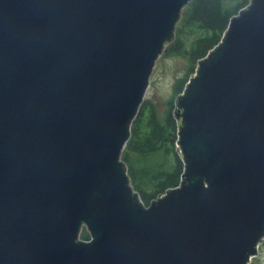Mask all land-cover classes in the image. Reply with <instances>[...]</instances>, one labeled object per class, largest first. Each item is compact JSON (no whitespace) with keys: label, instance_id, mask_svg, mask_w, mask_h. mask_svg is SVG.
<instances>
[{"label":"water","instance_id":"1","mask_svg":"<svg viewBox=\"0 0 264 264\" xmlns=\"http://www.w3.org/2000/svg\"><path fill=\"white\" fill-rule=\"evenodd\" d=\"M191 1L0 0V264L258 258L264 0L230 18L175 98L179 184L145 206L121 160Z\"/></svg>","mask_w":264,"mask_h":264},{"label":"trees","instance_id":"2","mask_svg":"<svg viewBox=\"0 0 264 264\" xmlns=\"http://www.w3.org/2000/svg\"><path fill=\"white\" fill-rule=\"evenodd\" d=\"M247 5L248 0H192L183 8L175 38L167 46L165 55L186 59V74L175 84L174 95L162 118H158L152 105L149 106L144 131L140 125L143 111L139 110L140 116L138 113L132 122L130 139L121 154L131 184L145 206L176 187L182 174L183 165L176 149L175 98L194 74L197 62L220 42L230 18ZM155 157L161 161L156 162ZM80 239H89L85 229Z\"/></svg>","mask_w":264,"mask_h":264},{"label":"rangeland","instance_id":"3","mask_svg":"<svg viewBox=\"0 0 264 264\" xmlns=\"http://www.w3.org/2000/svg\"><path fill=\"white\" fill-rule=\"evenodd\" d=\"M186 66V59L171 55H163L156 61L149 80V93L144 101L143 108L139 109L140 112L143 111L140 121L142 131L145 128V119L150 105L154 107L158 118H162L167 103L174 95L175 84L186 74ZM154 160L158 163L161 161L159 157H155ZM257 257V259L251 261V264H264V243L258 247Z\"/></svg>","mask_w":264,"mask_h":264}]
</instances>
